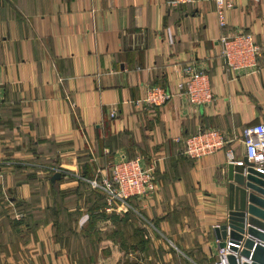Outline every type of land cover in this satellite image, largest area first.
I'll use <instances>...</instances> for the list:
<instances>
[{
    "label": "crops",
    "instance_id": "obj_1",
    "mask_svg": "<svg viewBox=\"0 0 264 264\" xmlns=\"http://www.w3.org/2000/svg\"><path fill=\"white\" fill-rule=\"evenodd\" d=\"M172 1L0 0V264H215L228 164L223 151L188 159L183 141L263 124L264 0H232L222 28L214 0ZM244 32L261 47L259 70L236 78L218 41ZM186 63L209 80L211 105L176 95ZM150 86L171 98L137 109ZM135 157L156 192L107 210L86 180ZM74 240L91 247L86 263Z\"/></svg>",
    "mask_w": 264,
    "mask_h": 264
},
{
    "label": "built area",
    "instance_id": "obj_2",
    "mask_svg": "<svg viewBox=\"0 0 264 264\" xmlns=\"http://www.w3.org/2000/svg\"><path fill=\"white\" fill-rule=\"evenodd\" d=\"M195 0H173L171 4H193ZM215 14L220 28L226 25V12L233 7L232 0H214ZM220 57L225 64L226 71L237 77H246L258 73L261 47L257 45L248 33H237L228 37H220ZM176 95L183 96L188 105L193 108L206 107L213 103L209 80L200 67L186 63L181 68V79L176 86ZM171 94L158 86H150L144 96L135 101L137 109L159 107L171 98ZM111 117L116 115L112 112ZM178 141V140H176ZM239 142L243 146V158L255 166L261 173L264 172V122L263 124L249 125L242 129L239 137L228 140L218 129H203L196 135L187 137L183 141V154L192 161L224 152L227 164L243 165V158H237L235 145ZM62 174L63 171L55 170ZM66 174V173H64ZM83 181H85L83 179ZM91 190L100 192L105 200L107 210L116 213L126 212L129 209L130 199H147L156 192L157 180L152 167L143 166L141 159H120L110 163L106 172H100L91 180H86ZM20 217V216H19ZM231 252L228 246L217 248L215 264H228L227 256Z\"/></svg>",
    "mask_w": 264,
    "mask_h": 264
},
{
    "label": "water",
    "instance_id": "obj_3",
    "mask_svg": "<svg viewBox=\"0 0 264 264\" xmlns=\"http://www.w3.org/2000/svg\"><path fill=\"white\" fill-rule=\"evenodd\" d=\"M242 160L226 168L227 214L213 237L219 249L228 246V264H264V172ZM58 179L54 174L50 182Z\"/></svg>",
    "mask_w": 264,
    "mask_h": 264
},
{
    "label": "rangeland",
    "instance_id": "obj_4",
    "mask_svg": "<svg viewBox=\"0 0 264 264\" xmlns=\"http://www.w3.org/2000/svg\"><path fill=\"white\" fill-rule=\"evenodd\" d=\"M130 212H132V211H130ZM121 215H123L124 216V214H121ZM126 215V214H125ZM135 216V219H134V221L135 222H137L138 224H139V222H140V218H139V216L137 215V214H135L134 215ZM91 246H92V249H96L97 250V252L99 253V251H101V248L103 247L102 245H99L98 247V249H97V244H95L94 242L95 241H93L92 239H91ZM121 242H123V238H122V241ZM73 244V246L72 247H74V251L75 252H77L78 254H79V256L81 255L80 254V252L82 251V254H83V259H85V260H83V262H85L86 263V261H87V257H84L85 255H84V252H90V246H89V244L87 243V242H84V246L82 247V246H80V241L79 240H74V242L72 243ZM88 244V245H87ZM139 245V244H138ZM143 246V245H142ZM137 255H133V256H131V257H128L127 256V259L128 260H126L128 263H132V264H135L136 262H137ZM87 258V259H86ZM96 264H98L97 262H96Z\"/></svg>",
    "mask_w": 264,
    "mask_h": 264
},
{
    "label": "trees",
    "instance_id": "obj_5",
    "mask_svg": "<svg viewBox=\"0 0 264 264\" xmlns=\"http://www.w3.org/2000/svg\"><path fill=\"white\" fill-rule=\"evenodd\" d=\"M90 187V186H89ZM93 192H95V193H98V192H96L95 190H92ZM99 195H100V197H103V195L102 194H100V193H98ZM103 200H104V197H103ZM104 202H105V200H104ZM137 244H143V242L141 241V242H138Z\"/></svg>",
    "mask_w": 264,
    "mask_h": 264
}]
</instances>
